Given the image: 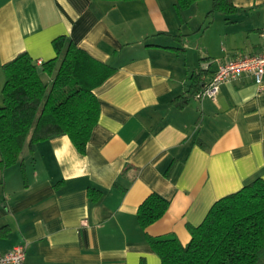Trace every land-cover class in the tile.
<instances>
[{
  "label": "crops",
  "instance_id": "1",
  "mask_svg": "<svg viewBox=\"0 0 264 264\" xmlns=\"http://www.w3.org/2000/svg\"><path fill=\"white\" fill-rule=\"evenodd\" d=\"M212 1L0 0V96L2 65L23 51L40 65L60 35L115 68L94 88L83 152L66 134L26 142L2 172L0 252L25 245L24 264H161L148 237L186 244L216 200L264 179V90L246 73L214 99L192 86L200 68L206 84L216 60L258 50L264 0ZM151 192L169 207L143 228Z\"/></svg>",
  "mask_w": 264,
  "mask_h": 264
},
{
  "label": "trees",
  "instance_id": "2",
  "mask_svg": "<svg viewBox=\"0 0 264 264\" xmlns=\"http://www.w3.org/2000/svg\"><path fill=\"white\" fill-rule=\"evenodd\" d=\"M196 1L176 0V5L187 8ZM212 4L218 10L232 6L231 0H213ZM52 45L55 56L40 65L25 51L2 65L0 178L6 167L21 161L26 142L31 145L66 134L83 152L98 120L94 88L115 68L92 57L65 35L54 38ZM206 70L200 68L194 75V91L200 92L207 84L199 79ZM41 73L49 78L44 80ZM168 207L169 200L151 192L138 206L140 225L145 228L157 221ZM188 229L186 244L171 234L148 237L161 264H264V179L255 177L219 198L203 221Z\"/></svg>",
  "mask_w": 264,
  "mask_h": 264
},
{
  "label": "built area",
  "instance_id": "3",
  "mask_svg": "<svg viewBox=\"0 0 264 264\" xmlns=\"http://www.w3.org/2000/svg\"><path fill=\"white\" fill-rule=\"evenodd\" d=\"M261 42L254 53H240L232 57L216 60L217 67L204 88L197 93L198 98L214 99L224 82L236 80L243 73L250 75L260 90H264V26L260 29ZM25 245L0 252V264H24Z\"/></svg>",
  "mask_w": 264,
  "mask_h": 264
},
{
  "label": "rangeland",
  "instance_id": "4",
  "mask_svg": "<svg viewBox=\"0 0 264 264\" xmlns=\"http://www.w3.org/2000/svg\"><path fill=\"white\" fill-rule=\"evenodd\" d=\"M0 105H3V98H2V96H0Z\"/></svg>",
  "mask_w": 264,
  "mask_h": 264
}]
</instances>
